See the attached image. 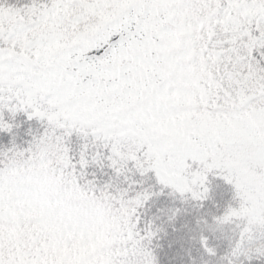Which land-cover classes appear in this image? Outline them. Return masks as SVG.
I'll return each mask as SVG.
<instances>
[{
	"label": "snow or ice",
	"instance_id": "snow-or-ice-1",
	"mask_svg": "<svg viewBox=\"0 0 264 264\" xmlns=\"http://www.w3.org/2000/svg\"><path fill=\"white\" fill-rule=\"evenodd\" d=\"M0 264H264V0H0Z\"/></svg>",
	"mask_w": 264,
	"mask_h": 264
}]
</instances>
